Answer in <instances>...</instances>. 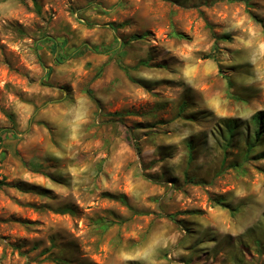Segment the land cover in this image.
I'll list each match as a JSON object with an SVG mask.
<instances>
[{
    "label": "rangeland",
    "instance_id": "374dc122",
    "mask_svg": "<svg viewBox=\"0 0 264 264\" xmlns=\"http://www.w3.org/2000/svg\"><path fill=\"white\" fill-rule=\"evenodd\" d=\"M260 112L264 0H0V264H264Z\"/></svg>",
    "mask_w": 264,
    "mask_h": 264
},
{
    "label": "trees",
    "instance_id": "16d2710c",
    "mask_svg": "<svg viewBox=\"0 0 264 264\" xmlns=\"http://www.w3.org/2000/svg\"><path fill=\"white\" fill-rule=\"evenodd\" d=\"M254 120L257 121L259 124H262L264 121V112H260L259 114L255 115ZM261 134L262 128L260 127V129L257 131V138H260Z\"/></svg>",
    "mask_w": 264,
    "mask_h": 264
}]
</instances>
